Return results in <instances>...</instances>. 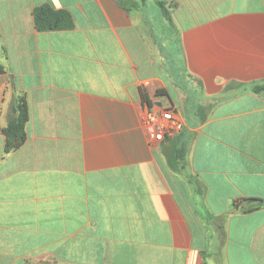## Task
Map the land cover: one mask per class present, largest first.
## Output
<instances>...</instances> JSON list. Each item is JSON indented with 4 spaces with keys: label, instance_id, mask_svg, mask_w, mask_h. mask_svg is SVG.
Returning a JSON list of instances; mask_svg holds the SVG:
<instances>
[{
    "label": "crops",
    "instance_id": "crops-1",
    "mask_svg": "<svg viewBox=\"0 0 264 264\" xmlns=\"http://www.w3.org/2000/svg\"><path fill=\"white\" fill-rule=\"evenodd\" d=\"M0 64V264H264V0H0Z\"/></svg>",
    "mask_w": 264,
    "mask_h": 264
},
{
    "label": "trees",
    "instance_id": "trees-1",
    "mask_svg": "<svg viewBox=\"0 0 264 264\" xmlns=\"http://www.w3.org/2000/svg\"><path fill=\"white\" fill-rule=\"evenodd\" d=\"M159 5L163 13L167 15L168 10L165 8L164 2L160 1ZM33 17L35 26L39 30L70 29L74 25L69 11L55 9L48 3L37 6L33 10ZM2 71L3 69L0 64V73ZM253 91L261 93L264 96V84L254 86ZM143 98L147 100L144 95ZM13 113L7 126L2 129L5 136V151H10L21 146L26 139L25 125L28 120V107L24 96L17 99L16 105L13 107ZM247 201L253 202L245 209L247 212L260 208L263 205L261 199H248Z\"/></svg>",
    "mask_w": 264,
    "mask_h": 264
},
{
    "label": "built area",
    "instance_id": "built-area-1",
    "mask_svg": "<svg viewBox=\"0 0 264 264\" xmlns=\"http://www.w3.org/2000/svg\"><path fill=\"white\" fill-rule=\"evenodd\" d=\"M148 124L151 137L157 140L179 133L184 126L181 117L171 108L163 109L158 115H151Z\"/></svg>",
    "mask_w": 264,
    "mask_h": 264
},
{
    "label": "rangeland",
    "instance_id": "rangeland-1",
    "mask_svg": "<svg viewBox=\"0 0 264 264\" xmlns=\"http://www.w3.org/2000/svg\"><path fill=\"white\" fill-rule=\"evenodd\" d=\"M165 17L167 19L170 18V15H169V12L168 14L166 15L165 14ZM207 118L206 115H196V116H187L186 119L185 117L183 118V123H184V126H185V121L190 123V119L192 120V124H197L198 122H202L203 120H205ZM184 126L183 128L181 129V131L175 135H172V136H169V137H165L166 139H173V140H177L180 143L179 147L178 148H175V152L176 154L174 153V155H177L179 156V154L182 156L183 160H184V157L186 155V151L188 149V145L192 139V134L191 132L187 131L184 129ZM186 171V163L185 161H183V173Z\"/></svg>",
    "mask_w": 264,
    "mask_h": 264
}]
</instances>
